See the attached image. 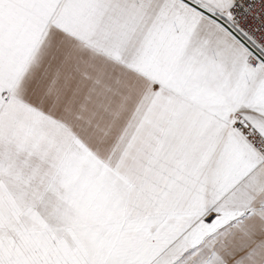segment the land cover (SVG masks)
<instances>
[{
  "label": "snow or ice",
  "instance_id": "snow-or-ice-1",
  "mask_svg": "<svg viewBox=\"0 0 264 264\" xmlns=\"http://www.w3.org/2000/svg\"><path fill=\"white\" fill-rule=\"evenodd\" d=\"M0 264H264V0H0Z\"/></svg>",
  "mask_w": 264,
  "mask_h": 264
}]
</instances>
